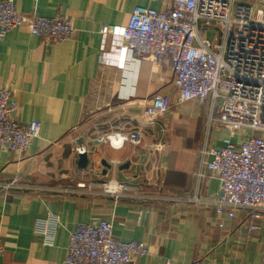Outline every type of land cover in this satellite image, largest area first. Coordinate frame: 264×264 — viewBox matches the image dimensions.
I'll use <instances>...</instances> for the list:
<instances>
[{"label": "crops", "instance_id": "obj_1", "mask_svg": "<svg viewBox=\"0 0 264 264\" xmlns=\"http://www.w3.org/2000/svg\"><path fill=\"white\" fill-rule=\"evenodd\" d=\"M167 2L16 0L21 13L71 18L76 32L71 40L49 46L23 27L9 31L0 40V87L12 91L13 99L18 100L19 121L38 120L42 124L40 136L33 139L25 154L0 146V182L18 183L9 190L0 187V243L4 248L0 264H67L70 234L79 224L96 217L112 222L116 238L148 245L149 254L141 257L138 264H190L196 259L205 264H264V219L258 222L260 230L251 233L241 223L245 213L237 211V218L220 228L213 207L184 199L196 193L216 198L220 190L216 178L208 176L198 182L196 175L201 148L205 144L220 147L230 134L222 125L211 126V102L180 101L171 71L160 70L148 56L141 58L134 94L122 99L124 70L101 61L105 26L126 25L136 6L160 9ZM158 91L171 101L170 110L158 121L169 148L157 160L160 186L150 181L142 189L146 195L165 194L176 201L128 197L115 200L95 192L64 194V185H83L93 178L97 182L108 179L140 185L144 177L139 174L141 169L138 171L141 148L130 143L119 149L96 144L95 152L87 154V169H81L77 165V147L92 142L91 138L84 139L85 130L106 115L114 127L141 121L133 113ZM215 113L220 118L222 107ZM110 126L106 131L111 130ZM249 133L239 130L233 141L239 145ZM103 159L112 168L103 173L101 164L94 169L98 176L88 175V169L93 170L90 162ZM150 169L151 165L144 168L145 179L155 177ZM47 212L61 219L53 245L44 244L34 232L36 218Z\"/></svg>", "mask_w": 264, "mask_h": 264}, {"label": "built area", "instance_id": "obj_2", "mask_svg": "<svg viewBox=\"0 0 264 264\" xmlns=\"http://www.w3.org/2000/svg\"><path fill=\"white\" fill-rule=\"evenodd\" d=\"M212 23L220 28V41H212L205 35L213 29ZM22 27L46 46L69 41L76 32L73 20L67 16L25 14L17 10L16 0H0V40L9 31ZM100 51L103 64L124 70L122 99L134 94L141 58L148 56L160 70L171 71L180 101L211 102V126L222 125L230 134L220 147L205 144L201 148L196 175L198 182L208 176L216 178L220 190L216 198H203L196 193L184 199L213 207L220 228H225L237 218V211H242L245 216L241 223L249 232H258L261 228L258 222L264 219V0L256 4L241 0H169L160 9L136 6L126 25L103 28ZM219 106L222 113L217 118L215 112ZM19 108L12 91L0 87V146L23 155L33 139L40 136L42 124L38 120L19 121L16 117ZM170 108L171 101L155 92L142 108L146 120L125 123L120 125L119 132L99 136V144L109 142L112 148L119 149L130 143L146 152L145 156L141 155L143 162L138 164L139 174L141 177L144 174L140 185L102 182L105 193L116 198L176 201L174 196L165 194H141L142 186L150 181L153 186H160L157 160L169 147L158 121ZM150 130L152 142L144 144ZM239 130L250 133L238 145L233 137ZM88 147L82 146L78 152L93 153V147ZM147 164L152 165L154 178L145 179L142 166ZM95 165L92 160L93 170L88 169V175L98 176ZM90 183L89 194L100 189L95 178ZM0 187L9 190L18 187V183L0 182ZM60 221L58 214L47 212L36 218L34 232L44 244L53 245ZM3 254L0 243V259ZM148 254L144 241L120 240L115 237L110 220L96 217L79 224L70 234L65 261L67 264H138ZM190 264L205 263L196 259Z\"/></svg>", "mask_w": 264, "mask_h": 264}, {"label": "rangeland", "instance_id": "obj_3", "mask_svg": "<svg viewBox=\"0 0 264 264\" xmlns=\"http://www.w3.org/2000/svg\"><path fill=\"white\" fill-rule=\"evenodd\" d=\"M242 2H245V3H251V4H256L257 2H258V0H241ZM210 27H212L213 29L212 30H209V31H207L206 33H205V35H206V37L208 38V39H210V40H212V41H220V39H221V35H220V28H219V26L218 25H216L215 23H212L211 25H210ZM133 115L136 117V118H139V120H146L147 118L144 116V114H143V109L141 108L139 111H137L136 113H133ZM111 119V117H109L108 115H106V117L105 118H103V120L100 122V123H97V124H95V125H90L91 127L90 128H88V129H86L85 130V134H84V139L85 140H87L86 138H91V140H92V142L90 141L89 142V145H90V147L92 146V147H96L95 145L96 144H99V141H97V139H99V136L100 135H106V134H113V133H115V132H119V128L121 127L119 124H118V126L117 127H114V126H112L113 124H114V122H112L111 123V126L109 125L110 124V120ZM122 121H125L124 119H123V117L122 118H120ZM124 125V124H123ZM109 126H110V128H111V130L108 132V131H106L108 128H109ZM93 127L95 128L94 130H93ZM149 132V131H148ZM149 138H151V137H149ZM143 142H144V140H143ZM152 141H151V139H148V136L146 137L145 136V142H144V144L146 143V144H149V143H151ZM101 143V142H100ZM101 144H103V143H101ZM105 146H110V143L109 142H106L105 144H104ZM81 146H86L85 144H83V143H81L77 148H81ZM87 148H89L88 147V144H87V146H86ZM135 147V146H134ZM98 148V147H97ZM95 152V151H94ZM97 153V152H96ZM142 155L143 156H145L146 155V152L144 151V150H142ZM98 159V158H97ZM142 160V161H141ZM95 162H96V165H95V167H96V170L97 169H99V165H101L102 163H101V161H97V160H95ZM141 162H143V158H141L140 159V161L138 162V164H140ZM90 165V164H89ZM151 165V164H150ZM98 166V167H97ZM148 166V165H147ZM152 166V165H151ZM144 166H142V169L144 170ZM138 171H139V168H138ZM80 175L78 174L77 175V177H79ZM12 182V181H11ZM102 182H107V183H110L111 184V182H114V181H112V180H108V179H105V180H101L100 182H97L96 181V185H98L99 187H100V189L99 190H95L94 188V190H95V193L96 194H101V196L102 197H105V196H109V197H112V198H114L115 200L117 199H119V198H116L115 196H112V195H109L108 193H105V190H106V188H102L103 187V184H102ZM122 182H124V181H122ZM83 185H81V183L78 185V186H75L72 182H70L68 185L66 184V185H64V187L62 188V192L64 193V194H66V195H76V196H79V195H89V189H88V186H90L91 187V183H90V181H85L84 183H82ZM110 184H108V185H110ZM101 185V186H100ZM131 186H134L133 184H130V186L129 187H131ZM130 193H128V194H126V196L127 195H129ZM141 194H144L143 192L141 193ZM159 195H161V194H159ZM159 195H156V196H159ZM128 198L129 199H131V198H133V197H129L128 196Z\"/></svg>", "mask_w": 264, "mask_h": 264}, {"label": "water", "instance_id": "obj_4", "mask_svg": "<svg viewBox=\"0 0 264 264\" xmlns=\"http://www.w3.org/2000/svg\"><path fill=\"white\" fill-rule=\"evenodd\" d=\"M88 162H89V159H88V155L86 153L79 154L78 160H77V165H78L79 168L86 169L87 166H88ZM101 163L104 166L103 173H107V169L112 168V164L110 162H108L106 159H103L101 161ZM127 166H128V164L124 165V166H121V167H127Z\"/></svg>", "mask_w": 264, "mask_h": 264}]
</instances>
